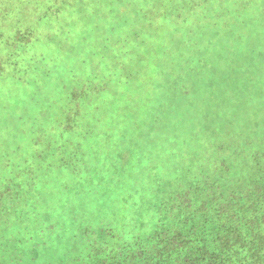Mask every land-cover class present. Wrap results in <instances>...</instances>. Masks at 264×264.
Listing matches in <instances>:
<instances>
[{
  "label": "rangeland",
  "instance_id": "1",
  "mask_svg": "<svg viewBox=\"0 0 264 264\" xmlns=\"http://www.w3.org/2000/svg\"><path fill=\"white\" fill-rule=\"evenodd\" d=\"M59 1L0 0V104H5V110L0 107V264H61L80 248L76 232L96 237L102 231L120 239L128 231L139 234L141 244L133 252L120 247L118 255L108 250L93 264H215L203 248L222 250L234 233L199 221L200 214L182 231L174 219L158 222L153 194L144 190L153 185V176L164 180L154 201L160 210L164 198L182 191L185 181L191 186L200 181H188L185 169L180 177L177 173L186 161H197L191 154L192 135L205 122L228 127L234 118L240 129L252 121L253 149L264 157V41L255 54L251 46L241 49L229 31L220 30L247 28L264 39L252 28L256 21L247 25L223 17L212 30L207 21L190 22L176 15L160 21L159 0H110L121 12L128 5L139 10L137 18L125 20L121 14L114 21L117 38L124 41L126 57L121 58L117 39L100 44L93 27L98 19L110 21L109 2H93L98 7L91 15L97 21L91 19L88 32L80 34L82 27L72 29L71 24L80 22L75 16L84 10L81 6L55 16L54 11L45 12L50 5L58 9ZM139 7L149 14L142 15ZM194 34L203 39L200 52L194 51L200 54L199 63L190 71L183 68L182 58L193 57L191 44L196 40L189 48L183 42ZM227 44L233 48H225ZM12 53L18 55L10 57ZM45 56V66H51L47 76L38 73L43 62L37 64ZM23 59L31 63L14 66ZM120 61L125 64L118 69ZM19 67L20 72L26 68V80L15 71ZM127 72L130 83L125 82ZM63 84L75 85L76 106L81 96L91 95L95 107L89 109L85 125L75 114H60ZM205 140L195 147L204 158L212 145ZM241 140L232 132L229 147ZM239 156L232 150L227 164ZM222 181L228 188V177ZM203 202L193 198V209H213L204 208ZM208 227L212 230L206 234Z\"/></svg>",
  "mask_w": 264,
  "mask_h": 264
},
{
  "label": "trees",
  "instance_id": "2",
  "mask_svg": "<svg viewBox=\"0 0 264 264\" xmlns=\"http://www.w3.org/2000/svg\"><path fill=\"white\" fill-rule=\"evenodd\" d=\"M94 1L97 0H60L58 9L50 7V5L45 12L54 11L52 15L55 16L58 12L60 13V11L62 13L66 10L69 11L68 8L70 7L81 6L84 10L75 16L80 22L77 24L74 20L71 24V28L74 29L80 25L83 29L80 32V34H82L88 32L86 30L91 25V19H96L97 21V18H92L93 16L91 15L92 10L98 7L94 5ZM136 1L139 0H126L129 4H134ZM106 2L110 3L111 1L106 0ZM159 2L163 3L161 6H158L160 13L159 20L162 22L175 18L173 15H176L181 20L186 17L184 20L190 22L200 23L201 21H207V23L210 24L208 28L213 30L212 24L214 22L221 24L222 21H219V19L223 17H225L223 20H230V22H233L237 19L241 20L243 23H247V25L250 21L255 20L256 22L253 23L252 28L264 35V0H159ZM187 2L190 3L188 6L180 5L181 3ZM110 4L107 6L110 21L102 23L98 19L95 25L93 22V27H96L95 34H98V41L100 44L108 40H113L114 38L117 39V43L121 44V46L117 47L118 55L123 58L126 57L123 50L124 41L120 39V37L117 38L119 35H117L118 33L116 34V32H118L117 26L113 27V25L116 24L114 21L117 19V15L121 14L125 16V20L137 18L135 16H138L139 10L135 7L132 11L131 7L128 5V7L125 6V10L121 12L116 6ZM198 5H203L205 8L195 9L194 7H198ZM139 8L142 11V15L147 12L149 14L147 9L143 7ZM73 10L77 11L75 7H73ZM149 10H151V8ZM141 18L158 19L153 16H141ZM104 26H106V28ZM243 27L246 26L243 25ZM128 29H130V26ZM220 30L223 32L229 31V33L234 36V39L238 41V46H240L241 49L251 46L252 52L255 54L261 52L263 49L257 44L264 41V39L260 35L250 32L247 28L237 29L227 26ZM151 34L153 33L149 35ZM139 35L142 36L143 34ZM202 39L203 35L194 34L191 35V39L184 40L183 45L188 48L189 43H192L193 40H196V43L191 44L193 57L182 58V63H184L183 68L192 71V68L197 66L196 62H198L197 58L200 54H195L194 51L200 52L199 44ZM18 43L21 45L20 42ZM224 47L229 49L233 48L231 44H227ZM165 53H169V55L172 56V53L168 52V50ZM10 55V57H13L18 54L12 53ZM100 59L102 58L100 57ZM23 62L24 59L17 65L15 62L14 66L21 65ZM40 62H43V64H41V68L38 69V73H42L45 76L50 75V64L45 66L49 63V58L47 56L40 58L37 64H40ZM120 62L117 64L118 69L125 64L124 62L122 64V61ZM28 63H31V61L24 62L23 66ZM99 63L101 62L99 61ZM88 70L91 69H85V72ZM15 71L20 75V79L26 80L25 76L28 73L26 68L23 72H20L21 67L15 68ZM129 73L130 72L125 73V82L127 83H130L131 76H127ZM89 74H91V71H89L88 75ZM75 82L78 84L77 81H73L74 84ZM120 82H122V79H120ZM34 83L37 87L38 79L34 80ZM74 86L70 87L66 84L60 86V97L63 98V101L58 104V108L61 115L67 113L70 116L73 114L78 116L76 118L82 120L81 124L83 126L85 125L83 120L87 121V119L90 118L88 115L89 109H94L95 105L92 104L91 95L85 94L79 98V105L76 106L74 102L77 101L75 97H77L78 94ZM52 89L59 95L57 89ZM191 90L190 88V91ZM177 93L186 95L183 90H179ZM4 105L5 104H0L3 110H5V107H3ZM48 105V108H53L57 104ZM228 121V127L226 125H217L210 121L205 122L202 127L192 135L194 139L192 142L193 147L191 149V154H193L194 157L198 156L197 161H186L185 166L187 167L183 166L182 169L178 171L177 177H180L183 173V169H185L186 173L183 174V177L185 174L188 175V178H191L188 179V181L199 178L200 181L196 182L195 186H191V182L186 183L185 181L182 191L179 190L176 194H168L164 198L166 202L160 204V210H156V207L154 208V201L156 193L161 190V186L165 184L164 180L158 175L153 176V185L144 191L153 194L152 209L157 213L158 222L161 221V218L164 221L174 219L175 222L177 221L176 225H178V231H182L191 225L193 221H196L197 214H200L201 217H199V221H206L212 228L218 229V231H222V227H225V229L230 231L229 233H231V231L234 233H231L230 236L231 243L227 242L226 248L222 250L220 248H215L211 251L210 248H203L206 250L205 255L207 258H213L212 260L215 261V264H264V157L263 154L261 155L259 152H254L255 149H253L252 142L254 139L251 140V134L253 133V129L256 130V125L251 128L252 121H250L248 126L241 124L240 129H236V123H233L235 119L231 118ZM62 122L68 124L70 121L67 122V120H62L61 123ZM61 123L59 124L60 127L62 126ZM232 132L233 136L239 134L242 138L241 142L235 144L233 148L229 147L230 135ZM204 138L207 139L205 141H209V143L212 144L209 153L207 152L206 158L202 157V155L198 153L199 151L196 152L195 150V147L199 148L201 146V140ZM178 140L180 143L184 142L185 136ZM187 145L191 147L190 144ZM232 150L239 152L240 156L234 161L231 160L228 165L226 158ZM184 161L185 159L182 160L181 164H183ZM192 163L195 164V167H191ZM20 171L24 172L23 170ZM13 177L16 178L17 175L15 174ZM225 177H228V188H225L222 181ZM11 179L6 181H10ZM167 183L171 182L167 181ZM196 197H201L203 199L204 208L207 209L211 205L213 209L202 211L193 209L192 200ZM213 212H215V215H212ZM210 230L212 229L208 227L206 229V234H208ZM86 233L89 232L87 231L85 234ZM178 235L179 237L182 236L180 233H178ZM74 237L81 238L79 241L81 243L80 248L75 251L72 258L62 261L61 264H93L98 256H106V251L108 250L109 252L115 251L117 255L120 253V247L133 252L141 244L142 240L139 234H133L129 231L125 233V239H120L116 236L109 237V235L103 231L97 234L96 237L92 234L82 236L76 232V236ZM174 242L175 240H173V243ZM87 251L88 253H86ZM189 259L191 258L185 260L189 261ZM204 262L205 260H202L199 264H204Z\"/></svg>",
  "mask_w": 264,
  "mask_h": 264
}]
</instances>
